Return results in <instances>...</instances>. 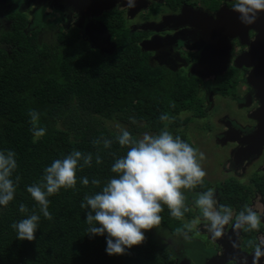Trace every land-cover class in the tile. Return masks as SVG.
<instances>
[{"label":"trees","instance_id":"obj_1","mask_svg":"<svg viewBox=\"0 0 264 264\" xmlns=\"http://www.w3.org/2000/svg\"><path fill=\"white\" fill-rule=\"evenodd\" d=\"M18 8L11 21L6 20L5 27L0 28V151L16 153L18 166L12 178L20 177L14 199L6 207L0 206V264H173L166 240L160 242L156 228L145 231L146 239L140 245L126 249L124 254L109 255L107 234H87L86 210L80 205L85 195L100 191L116 175L111 166L128 150L116 141L119 131L108 127V119L117 117L132 126L142 123L155 134L166 127L194 147L189 136L179 129L205 114L200 96L202 80L193 75L167 74L162 67L141 59L140 48L134 43L137 37L123 27L121 11L104 12L101 18L106 37L115 42V48L104 54L89 45L78 26L66 27L59 18L53 22L59 24V28L55 26L56 41L40 43L44 19L37 22L35 14L31 25L24 6ZM220 84V92L232 88V82ZM30 110L39 113L38 126L46 129L39 139L30 131ZM162 114L169 119L161 121ZM100 138L112 140L111 147L92 143ZM74 149L92 153V165L77 169L75 189L61 188L48 197L52 215L49 220L39 212L27 186L38 183L47 166ZM96 155L101 156L102 163H96ZM82 177L89 179L87 186L81 183ZM94 178L101 181L99 187L91 184ZM208 186L204 179L203 185L191 191L199 193ZM223 186L233 189L234 207L241 205L237 194L242 193L238 192L242 187L236 181ZM21 203L28 207V213L19 211ZM163 207L158 227H168L172 235V230L181 228V219L172 217L167 206ZM33 209L40 215L36 239L19 240L11 225L26 218ZM249 235L248 231L246 236Z\"/></svg>","mask_w":264,"mask_h":264},{"label":"clouds","instance_id":"obj_2","mask_svg":"<svg viewBox=\"0 0 264 264\" xmlns=\"http://www.w3.org/2000/svg\"><path fill=\"white\" fill-rule=\"evenodd\" d=\"M127 6L135 7V0H127ZM232 9L240 14L243 23L252 24L255 23L258 13L264 11V0H236ZM28 115L34 138L43 137L46 129L38 126L39 113L30 110ZM130 119L132 123H136L134 117ZM159 119L167 121L169 117L162 114ZM116 141L121 147L128 148L126 154L116 159L111 166V171L116 175L108 179L100 191L85 195L80 205L86 210L85 221L89 225L87 234H107L106 252L109 255L124 254L126 249L143 243L146 239L145 231L160 225V213L164 211V205L172 217L183 219L185 212L189 210L185 190L203 185L207 175L201 163L205 154L180 136H174L166 127L155 135L146 132L139 139L133 138L127 129L119 128ZM92 143L110 148L113 141L100 138ZM15 157L16 153L12 150L0 151V206L6 207L14 199L20 180L19 176L15 180L12 178L18 166ZM92 160V153H82L74 149L47 166L38 183L27 186V192L45 218L52 219L48 211V197L59 192L61 188L75 189L77 169L91 167ZM95 160L97 164L102 163L100 155H96ZM81 183L87 186L89 179L82 177ZM91 184L99 187L101 181L94 178ZM193 202L200 217L184 224L183 229L177 231H191L200 219L206 222L207 230L217 238L224 234V226L233 219L234 229L247 226L249 231L259 230L261 216L252 207L245 206L238 213H234L230 206L218 204L211 188L196 193ZM19 211L28 213L29 209L21 203ZM39 220L40 215L33 209L26 218L12 223L11 227L16 231L17 239L35 240ZM262 255L264 250L258 246L253 256V264H258Z\"/></svg>","mask_w":264,"mask_h":264},{"label":"flooded vegetation","instance_id":"obj_3","mask_svg":"<svg viewBox=\"0 0 264 264\" xmlns=\"http://www.w3.org/2000/svg\"><path fill=\"white\" fill-rule=\"evenodd\" d=\"M235 2L236 0L233 3H230L228 6L224 5L223 9H231V16L241 27L252 25L253 23H243L240 19V14L232 9ZM13 3L16 5V1H13ZM25 3L28 5L30 0H25ZM201 3L202 2H198L197 0H168L167 2L170 8L175 6L173 9L176 8V6L177 8H180L182 5H189V7L198 8L201 6ZM30 7L31 5L28 8ZM41 8L45 10L48 9L46 11L49 13L51 12V14H53L56 18H59L60 22L63 23L64 26L66 23H71V25L78 23V28L81 30L82 35L87 36V38L84 39L89 43L90 46L94 47L95 49H99L100 52L107 54V49L115 48V42L111 39L110 41L108 40L99 22L103 23L102 19H104L105 13H108L112 10L119 12L116 10L117 8H112L110 11L105 12L104 14L97 17L88 16L87 20H84L83 18L77 19L75 16L76 12L72 10L78 9L76 6L70 7L67 4L64 5L63 2L59 3L56 0L43 2L42 5L33 7L31 10L32 13H34L33 15L36 14L35 12L37 10H39V14H42ZM119 8L123 9L121 7ZM217 10V7L210 8L211 13H215ZM59 12L61 14H59ZM78 12H86L89 15L91 14L90 12H87L83 9H78ZM120 13L123 18V27L128 29L129 34H135L137 37V40L134 43L140 48L139 52L142 56L141 59L143 58L147 60L152 66H159L163 69L169 70L170 72H177L179 69H181L184 70L185 74H193L191 73L190 68L200 59L201 52L202 57H207L210 55V52L203 50V47L205 44H208V42L204 41L203 38L198 35L197 30L194 27H190V24L179 23L172 29L169 28L162 31H155L152 29L146 31L145 29L142 33L137 34L135 31L142 29L136 25L134 31L132 32L130 29L133 24L137 23L142 25L145 23V21H149V18L142 14V11H139L133 17L128 14V10L126 9ZM189 20L191 21V18H189ZM93 28L96 29V32L94 33L96 41H94L92 38L91 30ZM222 31L223 29H218L215 31L214 35ZM234 34L235 31H230L227 33L226 43L222 42V45L219 48H216L212 44L209 46V49L214 51L213 53L215 56L229 57L227 69L222 74H228L229 67L232 64L240 70L234 73L238 75H231L233 72H229L230 75L227 76L225 80H223L232 82V88L230 87L232 92L225 94L224 92L218 91L217 88L211 86L210 78L205 79L206 81H202L200 92L203 94V103L201 105L204 108L205 115L199 117V119L203 120L205 116L211 114L216 117L215 125L213 127L209 126L208 128L204 129L206 136H204L203 141L206 142L207 140H213L216 147L220 148L229 145V155L220 164V166L222 170L224 169L230 175H236L237 178L242 176L240 181L236 180L237 185L242 187V189L238 191L242 193L237 194L238 196H241V205L234 207L232 204V197L234 194H232L231 191L233 189L227 188L223 185H214L213 187L217 192L218 204L225 205L226 203L227 206H230L234 210V213H238L240 210L244 209L245 206H248L249 203L256 205L260 201L263 219L260 223L261 228L258 231H262L264 233V112L258 113L260 120L253 118L255 111L261 107V102L259 101L260 97H258L255 93L256 88L249 85L246 81V75L249 74L250 68L245 66L239 68L236 66V58L240 54L250 51L251 39L255 36L256 31L249 28L246 30L244 34V39L247 42L246 45L241 44ZM210 39L211 38L207 40ZM228 40L230 44H228ZM152 42L156 44L151 45ZM103 43H106L107 45ZM99 45H101V47H99ZM104 45L106 46L104 47ZM172 64H174V66ZM218 78L220 77H217L216 81ZM262 83L263 82L258 80V88L263 91ZM211 90H214V94L216 93L221 98V100H229L230 102H233L238 108H240V110H245L246 119L242 118L237 120L230 117L227 111L224 112V109L220 103L218 104L217 111L212 110L213 106H215L214 103L210 102V106L208 108V100L211 99ZM219 93L223 96H221ZM219 121L224 122V126L218 127L217 123ZM188 127L189 125H182L183 129ZM199 130V127H194V134L192 135L193 139L196 137V132ZM254 133H256V137H254ZM194 145L196 146L195 143ZM196 148L203 152V150L199 147ZM209 152L210 151L207 153ZM245 172H250V176H243ZM221 195L227 197L224 199L226 201L223 203H220L219 201V197ZM188 201L191 204L188 205L189 210L185 212L183 219H181L180 229H183L184 224L200 217L199 210L196 208L193 198L190 197ZM200 223H203V225L199 226ZM205 223V221L200 219L199 223L197 224V226L200 227V230L196 226L191 231L186 229L179 231L177 233V235H180L179 242L174 241L172 244L169 238L168 246L170 247V254L172 255L173 264H180L181 262V256L177 255L175 251L181 252L183 250L189 254V256L183 258L182 264H203L204 262L202 256L204 254L211 256L214 254V251H218L221 248L220 246L218 247V243H224L226 245L227 249H223L227 255L232 253V250L236 244L239 245L243 250L248 248L240 244L241 237L245 236L249 231L247 230V226L240 229H234L235 220L233 219L232 222L224 226V234L217 238L207 230ZM258 231L255 230V234ZM251 232L252 231H249V236H252ZM201 236H204L208 241L206 243L200 242L199 237ZM257 244L259 245L258 242ZM259 246L264 249V239ZM258 263L264 264V256L261 257Z\"/></svg>","mask_w":264,"mask_h":264},{"label":"rangeland","instance_id":"obj_4","mask_svg":"<svg viewBox=\"0 0 264 264\" xmlns=\"http://www.w3.org/2000/svg\"><path fill=\"white\" fill-rule=\"evenodd\" d=\"M13 1L14 2L16 1V5L13 3ZM59 1L63 2L64 5L67 4L70 7L76 6L77 8H81L83 10H85L84 5H83L84 3H87L88 5L92 4L91 0H66V1L59 0ZM197 1L202 2L200 4L201 5L200 7L198 8L194 7L197 10V14L196 15H189V14L183 15L182 7L180 8L176 7L173 9V7L175 6H172V8H170L167 4L168 0H135V7H132L131 9L133 11L136 10L137 7H139V9H137L136 12L132 14V17L139 11H142V14H144L145 16L149 18V21H145V23H143L142 25L134 23L130 30L133 32L135 26L138 25L140 29L142 30L135 31V33L137 34L142 33L147 28H151L152 30H155V31H162L164 29H169V28L172 29L174 28V26H177V24H179L180 21H184V22H187V24H190V27H194L197 30L198 35L201 36L204 41H206L207 39L211 38L214 35L216 31L215 30L216 24L211 19H209L204 13L209 14L210 8H212L213 6L217 7V9L219 10L222 6L224 5L228 6L230 3H233L235 0H197ZM20 2L21 0H0V28L5 27L6 20L11 21V18L14 17L16 14V10L20 9L18 8L19 6L20 7L24 6L23 10L24 12H27L29 17L32 19V22L30 24L31 25L33 24L34 22L33 14L34 13H32L31 11L33 9V6H31L30 8H26V3L24 2L21 4ZM117 5L123 9H120ZM15 8H18V9H15ZM112 8L114 9L117 8L116 10L123 11L125 9L128 10L129 7L127 6V0H119L117 4L112 5L111 9ZM72 10L76 12L75 16L77 17V19L83 18L84 20H87L88 16L96 17V15H93V14L89 15L86 12H78V9H72ZM201 11L204 13H201ZM44 13L46 14V16H48V18H45L46 16L44 15ZM48 13H49L48 11H42V14L36 13L35 18L37 22L44 19V21L42 22L43 26L41 27V31L39 32V42L53 44L56 41L55 38L57 37V33H58L57 28H59V24L56 22L55 25H53V22H55L56 17L54 15L49 16ZM59 14L61 13L59 12ZM129 15L131 16V14ZM229 15L231 14L229 13ZM189 18H191V21L189 20ZM224 20H227V18H224L222 21ZM146 23H150V25H146ZM220 23H221L220 26L216 28H219V29L226 28L224 23H227V21L220 22ZM170 24H173V25H170ZM55 26L57 28H55ZM65 26L70 27L71 23H66ZM73 26L77 27L79 26V24L75 23L73 24ZM146 31H149V30H146ZM95 32H96V29L93 28L91 30V33H92V38L94 39V41H96V37L94 35ZM83 38L86 39L87 36L83 35ZM103 44H106V43H103ZM155 44L156 43L154 42L151 43V45H155ZM106 45H104V47ZM205 45H208V44H205ZM99 47H101V45H99ZM185 58H186V55H185ZM172 65L174 66V64ZM254 67H255L254 65L248 67L250 68L249 74H253L254 77L259 76L260 74H264V66H260L258 69ZM164 71L167 74H185L184 70H181V69H179L177 72H170L167 69H164ZM238 71L240 70L237 69L232 64L229 67L228 74H225L223 76L222 75H218V76L210 75L209 77H206V79L210 78V84L212 87L214 86L215 88L217 87L219 88L221 87L220 83L226 79L225 76L230 75L229 72H233L231 75H238V74H234L235 72H238ZM187 75L190 76V74H187ZM219 76L220 78H218V80L216 81V78ZM200 80L206 81L205 79H200ZM262 87H263V91L259 98V101L260 100L262 101L261 102L262 108L259 113L264 112V80L262 83ZM214 92H215L214 90H211V99L208 100V106H207L208 108L211 102L215 104L212 110L217 111L218 104L220 103L224 109V112L227 111L230 117L235 118L237 120L242 119V118L246 119L245 110H240V108H238L233 102H230L229 100H226V101L221 100V98L216 93L214 94ZM231 92H232V89L230 87H227V91L224 93L229 94ZM200 96L203 98L202 93L200 94ZM215 121H216V117L213 114L205 116L203 120L194 117L188 128L186 129L180 128L179 130H183L189 136V138L193 141V144L194 143L196 144V146L194 145V148L199 147L200 149L203 150L204 154L210 151L209 153L206 154L205 159L201 162L202 167L205 169L207 173L204 179L209 183V186L207 187L205 191H207L209 188L213 189L215 192V196L217 198V192L215 191L213 187L214 185L220 183L219 184L220 186V185L228 184V182L230 181H236V180L240 181L242 176L237 178L236 175H230L224 169L223 170L221 169L220 164L229 155V152H230L229 145H226L223 148H220V147H216L213 140H207L206 142L203 141L204 136H206L204 129L208 128L209 126L213 127L215 125ZM106 124L111 130L117 131V132L119 131V128H125L128 131L134 133L138 139L141 138L143 134L146 132L149 134H153V135L155 134L154 132H151L148 129L144 128L142 123H136V124H133L132 126L130 123H125L121 119H118L117 117L108 119L106 121ZM118 125H119V128L117 127ZM195 126L199 127L200 130L196 132V137L193 139L192 135L194 134ZM217 126L218 127L224 126V122L219 121L217 123ZM254 137H256V133H254ZM243 176L249 177L250 172H245ZM185 195L188 198L186 203L187 205H189L191 203H189L188 200L190 199V197L193 198L196 195V193L192 192L191 190H185ZM226 198L227 197H224L221 195L219 197L220 203H223L224 201H226L224 200ZM248 206L252 207L258 213V215L261 216V221H262L263 215L261 212L260 201L256 205L249 203ZM202 225L203 223L199 224V226H202ZM199 226L197 227L200 230ZM165 228L166 229H164V227L163 228L158 227L156 228V230H158L159 232L158 235H160L158 239L160 240L161 243H164V239L166 240L165 247L168 248V251L170 252V247L168 246L167 239L170 238V242H174V241L179 242L180 235H177V233L179 232L177 230H173V234L171 235L169 234V228L168 227H165ZM260 228L261 227H259V229ZM166 232H167V235H166ZM251 235L252 236H246V235L242 236L240 239V244L248 248L243 250L241 249L239 245L236 244L234 249L232 250V253H230V255H227V253L224 252V249H227L226 245L224 243H218L217 244L218 247L219 246L221 247L218 251H214V254L211 256H208L207 254H204L202 256L203 262H204L203 264H253V256L255 254L256 248L263 242L264 233L262 231H258L255 234V230H252ZM199 240L202 243H206L208 241L204 236L199 237ZM256 240L259 243V245L257 244ZM259 247L262 249L261 246ZM175 252L177 253V255L181 256L180 264H182V260L184 257L189 256V254H187L183 250L181 252L180 251H175ZM263 256L264 255H262L261 257Z\"/></svg>","mask_w":264,"mask_h":264},{"label":"water","instance_id":"obj_5","mask_svg":"<svg viewBox=\"0 0 264 264\" xmlns=\"http://www.w3.org/2000/svg\"><path fill=\"white\" fill-rule=\"evenodd\" d=\"M46 1L47 0H41V1L30 0V3L26 5V8H28L30 5L40 6L42 5L43 2ZM56 1L62 3L59 0ZM91 1H92L91 5H88L87 3L84 4L82 2L81 3L84 5V8L87 12H90L91 14L96 16H100L104 12L110 11L112 5L117 4L119 0H91ZM181 7H182L183 15L197 14V10L193 7H189V5H182ZM137 9H139V7H137L136 10ZM136 10L133 11L131 8H128V13L131 14L132 16V14L136 12ZM201 13L204 12L201 11ZM229 13L231 14V9H223V6L219 10L215 11V13H209V14L204 13L209 19H211L216 24L215 25L216 27L220 26L221 24L220 22L227 21V23H224L226 28H222L223 29L222 32L214 35L213 37H211L210 40H206L208 42V45H205L203 47L204 48L203 50H207V52H210V55L207 57L206 56L202 57V52H201L200 59L196 63H194L190 68L191 73H193L190 75H193L199 79H206V77H209L210 75H216V76L223 75L222 73L226 71L229 63V57L215 56L213 53L214 51L212 49H209V46L212 44L216 48L221 47L222 42L226 43L227 33H229L230 31H235L234 36L236 35V37L238 38L241 44L246 45L247 42L244 39V34L246 30H248V28L255 30L256 34L251 39L250 51L247 53L240 54L236 58V66L240 68L243 66L250 67L254 65L255 66L254 68L256 69H258L260 66H264V11L258 13L255 23L246 27H241L239 24H237L233 19V17L229 15ZM224 18H227V20L222 21ZM99 23L101 27L106 31V28L103 25V23L102 22ZM179 23L187 24V22L184 21H180ZM146 25H150V23H146ZM216 27L215 30H218L219 28ZM150 29L151 28H147L146 30H150ZM227 42L228 44H230L229 40ZM260 78L264 79V74H260L259 76L256 77H254L253 74L246 75L247 83L252 87L256 88V95L258 97H260L262 94V90L258 88V80ZM260 102L262 101L260 100ZM261 108L262 107L258 108L255 111V114H253L254 115L253 118L260 120V116H258V113L260 112Z\"/></svg>","mask_w":264,"mask_h":264},{"label":"crops","instance_id":"obj_6","mask_svg":"<svg viewBox=\"0 0 264 264\" xmlns=\"http://www.w3.org/2000/svg\"><path fill=\"white\" fill-rule=\"evenodd\" d=\"M41 1V0H40ZM49 1H51V0H47L46 2H49ZM31 6H33V5H31ZM36 6V5H35ZM35 6H33V7H35Z\"/></svg>","mask_w":264,"mask_h":264}]
</instances>
